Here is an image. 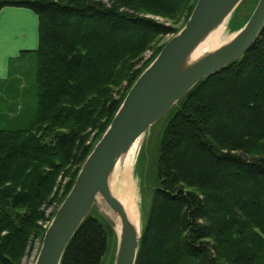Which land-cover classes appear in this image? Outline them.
Returning a JSON list of instances; mask_svg holds the SVG:
<instances>
[{
    "label": "trees",
    "instance_id": "16d2710c",
    "mask_svg": "<svg viewBox=\"0 0 264 264\" xmlns=\"http://www.w3.org/2000/svg\"><path fill=\"white\" fill-rule=\"evenodd\" d=\"M197 1L0 0V11L28 7L39 18L38 48L12 58L0 80V264H28L59 177L70 174L62 203L164 47L159 37L179 32ZM244 1L232 31L251 16L238 21ZM147 50L153 53L143 62ZM8 99L14 113L24 107L13 118L3 113ZM156 171L135 264H264V28L249 50L166 114ZM111 235L117 241L94 207L61 264H102Z\"/></svg>",
    "mask_w": 264,
    "mask_h": 264
},
{
    "label": "water",
    "instance_id": "95a60500",
    "mask_svg": "<svg viewBox=\"0 0 264 264\" xmlns=\"http://www.w3.org/2000/svg\"><path fill=\"white\" fill-rule=\"evenodd\" d=\"M243 0H198L185 25L164 45L136 79L109 127L82 164L77 178L58 207L31 264H61L72 237L97 206L117 235L114 264H135L142 229L132 224L124 203L110 187L117 162L134 142L164 117L199 81L224 69L257 41L264 28V0H259L247 22L231 41L193 63L196 45ZM98 196L103 199L98 202ZM120 217L122 228H115Z\"/></svg>",
    "mask_w": 264,
    "mask_h": 264
},
{
    "label": "rangeland",
    "instance_id": "374dc122",
    "mask_svg": "<svg viewBox=\"0 0 264 264\" xmlns=\"http://www.w3.org/2000/svg\"><path fill=\"white\" fill-rule=\"evenodd\" d=\"M252 3H253V0L244 1V3L242 4L243 6L239 11L238 21H241L252 14L253 12L251 9L253 5ZM156 18L167 24H173L176 27L180 26L182 23V21L175 22V20L172 21L171 19H166L163 17H156ZM230 20H231V17L227 21L225 26L223 24L221 28H219V29L223 28L224 30V33H225V34L223 33L224 41L227 40V38L229 37L228 36L229 34L231 36L235 35V31H232L230 29V26H229ZM224 27H227V29L225 30ZM173 35L174 34H167V35L159 37L160 41H158V43L162 44L163 42H167ZM152 53H153L152 50H147L146 52H144V54L142 55L143 62L149 59ZM125 84L126 82H124V85ZM23 109L24 107L19 105L18 110L16 111L17 113L16 112L14 113L13 111L14 105H12L11 100L8 99L7 101H5L3 113L8 115L10 118H13L17 114H19ZM165 119H166V115L162 117L159 121H157L147 132H145L141 136V139L137 144L139 146H138V149L134 157L130 156L127 162L125 163L123 169H117L112 175L113 176L112 177L113 186H115L116 183H121L123 176L125 175L129 176L131 185L133 183L132 188H133V197L135 200L136 215H137L138 220L141 221V229H142L145 216L147 215L148 209L150 207L153 191L157 184V178H156L157 171L156 170H157V160H158V155H159V143H160L161 132H162L163 125L165 123ZM119 166H120V162L116 168H118ZM76 168L77 167L74 166L73 170H76ZM69 175H66L65 177H63L62 180H61V176L59 177V182L61 183L58 184V189L55 190L56 193L53 195L54 200L48 206H46V208L44 207V217L43 219L39 221V225L45 228V231L49 223L51 222L54 214L56 213L58 207L61 204L60 200L62 199L64 186L65 184H67L70 178ZM95 208L99 212L98 207L95 206ZM39 240H40V235L34 236L32 243H31L32 249H30L31 250L30 255L25 257V261L28 264H31L34 261L35 259L34 257H36L38 253L40 242H41ZM116 246H117V241L111 235L109 237L108 252L102 264H114Z\"/></svg>",
    "mask_w": 264,
    "mask_h": 264
},
{
    "label": "crops",
    "instance_id": "0c3cea01",
    "mask_svg": "<svg viewBox=\"0 0 264 264\" xmlns=\"http://www.w3.org/2000/svg\"><path fill=\"white\" fill-rule=\"evenodd\" d=\"M38 45V14L28 7H3L0 11V80L8 79L12 58Z\"/></svg>",
    "mask_w": 264,
    "mask_h": 264
},
{
    "label": "bare ground",
    "instance_id": "6f19581e",
    "mask_svg": "<svg viewBox=\"0 0 264 264\" xmlns=\"http://www.w3.org/2000/svg\"><path fill=\"white\" fill-rule=\"evenodd\" d=\"M229 20V17L226 18L221 24H219L216 28H214L202 41H200L196 47L191 51L189 57H188V63H193L196 62L197 60H199L200 58H202L204 55L211 53L213 51H215L216 49H218L219 47H221L222 45L228 43L229 41H231L232 37L230 34L228 35L229 37L227 38L226 41L223 40V33L224 30L219 29L221 28V26L224 24V26L226 25L227 21ZM225 30L227 29V27H224ZM220 31H219V30ZM225 34V33H224ZM225 39V38H224ZM224 41V42H223ZM141 137L138 138L134 144L131 146V148L129 149V151L124 154L120 160L117 162L115 169L113 171V173L117 170V169H123L125 163L127 162L128 158L131 156L134 157L137 149H138V142L140 141ZM120 162V166L118 168L117 165ZM112 173V175H113ZM110 178V187L111 190L113 192V194L118 197L126 206V209L128 211V216L132 222V224H134V227L137 229V231L139 232V230L141 229V221L138 220L137 215H136V207H135V200L133 197V188L129 179V176L125 175L123 176V179L121 181V183H116L115 186L112 185V176ZM115 178V176H114ZM113 178V179H114ZM98 202H100V204L104 203L103 199L100 198L98 196ZM116 220V230L119 232L122 228V222L120 217H115Z\"/></svg>",
    "mask_w": 264,
    "mask_h": 264
},
{
    "label": "built area",
    "instance_id": "2783aa9c",
    "mask_svg": "<svg viewBox=\"0 0 264 264\" xmlns=\"http://www.w3.org/2000/svg\"><path fill=\"white\" fill-rule=\"evenodd\" d=\"M50 224V223H49ZM35 258V257H34Z\"/></svg>",
    "mask_w": 264,
    "mask_h": 264
}]
</instances>
